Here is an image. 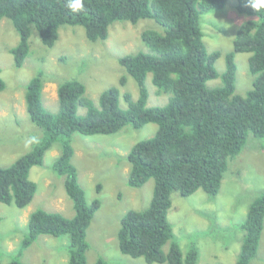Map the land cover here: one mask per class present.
<instances>
[{
  "label": "trees",
  "instance_id": "trees-1",
  "mask_svg": "<svg viewBox=\"0 0 264 264\" xmlns=\"http://www.w3.org/2000/svg\"><path fill=\"white\" fill-rule=\"evenodd\" d=\"M226 1L84 0V11L73 13L65 6L66 0H0V20L8 19L19 36L17 44L9 50L18 68L28 55L33 29L43 45L52 47L64 25L83 27L89 42L105 40L108 27L116 21L135 24L151 19L163 27L162 33L147 30L141 35L142 42L154 54L137 52L118 59L138 89L135 102L129 93L123 95L128 103L126 109L119 107L117 87L103 90L96 106L85 96L81 82L69 80L58 85L59 110L51 113L42 103L41 73L27 83L26 110L44 135L29 152L0 169V202L18 208L31 202L37 186L29 179V172L32 167L41 166L46 151L59 142L60 154L52 168L65 176L66 194L75 213L72 218L44 210L30 213L28 232L19 245L18 255L41 235H68L67 264H86V231L100 201L94 199L88 204L78 183L72 164L71 135H110L126 125L139 129L154 123L157 125L154 136L134 144L126 156L128 186L140 188L153 179L152 198L146 209L130 210L121 217L116 236L118 247L122 254L143 258L149 264H197L196 247L191 246L183 254L168 221L172 193L186 198L202 190L215 197L228 160L242 151L248 133L264 139V7L254 10L248 0H236L239 14L257 20H246L237 28L232 51L224 56L222 85L209 88L206 84L217 77L214 63L220 52H207L199 16L204 11L224 8ZM236 53H250L248 69L253 80L245 96L234 93ZM148 73L158 93L169 95L164 106H147ZM4 88L0 77V91ZM77 106L85 108L83 116L77 114ZM263 223L264 191L250 203L240 224L243 237L234 264H249L256 256ZM166 243L169 248L164 253ZM8 264L23 263L15 258ZM94 264L107 263L98 258Z\"/></svg>",
  "mask_w": 264,
  "mask_h": 264
},
{
  "label": "rangeland",
  "instance_id": "rangeland-1",
  "mask_svg": "<svg viewBox=\"0 0 264 264\" xmlns=\"http://www.w3.org/2000/svg\"><path fill=\"white\" fill-rule=\"evenodd\" d=\"M236 0H227L224 8L201 12L199 24L202 41L207 52L219 51L214 63L215 79L206 84L209 88L222 85L225 70L224 56L232 51V41L237 28L246 20L255 19L239 14ZM163 32V27L151 19L132 24L116 21L108 27L105 40L89 42L81 26H61L58 39L52 47L42 44L35 29L29 37V52L21 67H15L10 49L19 36L11 22L0 20V77L5 88L0 91V169L6 168L17 158L29 152L44 135L43 129L31 122L25 105L26 85L39 72L43 80L41 99L51 113L58 112L56 90L59 84L77 80L85 87V96L98 106L101 92L111 86L119 89L118 104L128 107L124 94L131 100L138 98L134 80L119 64L118 59L144 52L154 54L143 42L144 31ZM250 53H236L235 91L245 96L251 89L253 76L248 69ZM123 81V82H122ZM148 93L147 106H164L168 94L158 93L151 81L145 78ZM85 108L77 106V114L83 116ZM157 130L154 123L135 129L126 125L110 135H83L74 133L70 143L74 154L78 183L88 204L100 201L86 231L88 250L86 264H94L98 258L107 264H149L143 258H132L120 252L117 232L121 217L128 211H142L149 206L154 180H148L140 188L127 184L129 163L126 156L139 141L151 138ZM60 154V143L54 142L46 151L41 166L32 167L29 179L37 186L31 202L24 208L0 202V264H8L18 258L23 264H67L69 237L39 236L18 255L19 245L26 237L29 214L36 210L54 212L65 218L74 216L73 202L66 194L65 176L53 170V163ZM99 185V188H97ZM264 191V139L248 133L242 151L228 160L222 187L215 197L202 190L183 198L178 192L171 195L168 221L184 254L195 246L197 264H233L238 256L245 220L250 203ZM169 243L163 246L167 253ZM157 264V263H152ZM249 264H264V223L256 256Z\"/></svg>",
  "mask_w": 264,
  "mask_h": 264
},
{
  "label": "clouds",
  "instance_id": "clouds-1",
  "mask_svg": "<svg viewBox=\"0 0 264 264\" xmlns=\"http://www.w3.org/2000/svg\"><path fill=\"white\" fill-rule=\"evenodd\" d=\"M249 5L254 9L264 7V0H248ZM65 6L73 13L84 11V0H66Z\"/></svg>",
  "mask_w": 264,
  "mask_h": 264
},
{
  "label": "crops",
  "instance_id": "crops-1",
  "mask_svg": "<svg viewBox=\"0 0 264 264\" xmlns=\"http://www.w3.org/2000/svg\"><path fill=\"white\" fill-rule=\"evenodd\" d=\"M221 187H222V185H221ZM221 189V188H220ZM234 264V263H233Z\"/></svg>",
  "mask_w": 264,
  "mask_h": 264
}]
</instances>
